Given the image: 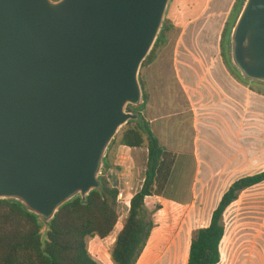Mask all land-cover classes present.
<instances>
[{
  "label": "water",
  "instance_id": "water-1",
  "mask_svg": "<svg viewBox=\"0 0 264 264\" xmlns=\"http://www.w3.org/2000/svg\"><path fill=\"white\" fill-rule=\"evenodd\" d=\"M171 0H0V199L54 219L101 187L112 141L139 115L140 77ZM239 74L264 83V0L229 38Z\"/></svg>",
  "mask_w": 264,
  "mask_h": 264
},
{
  "label": "crops",
  "instance_id": "crops-1",
  "mask_svg": "<svg viewBox=\"0 0 264 264\" xmlns=\"http://www.w3.org/2000/svg\"><path fill=\"white\" fill-rule=\"evenodd\" d=\"M235 3L236 0H207L203 10L189 23L194 25L202 18H209L223 20L225 25ZM182 37L184 40H179L173 58L176 88L168 93L161 89L162 84L155 85L141 111L145 122L169 150L166 167L158 177L152 196L164 197L176 163L190 164L191 154L197 163L196 177L205 182L202 190L208 187V181L218 177L217 187L224 188L215 194L222 197L235 180L258 172V154L264 155V92L251 89L223 58L222 52H209L203 45L189 44L188 34ZM174 148H182V152L175 156L170 152ZM118 151L124 155L118 163L122 171H114V176L108 179L125 194L133 196L145 180L140 170L146 173L148 149L120 145ZM182 231L179 241L174 242L172 254L153 256L161 240L159 231L154 229V239L148 242L137 264H163L164 261L165 264H187L192 233ZM248 264H252L249 259Z\"/></svg>",
  "mask_w": 264,
  "mask_h": 264
},
{
  "label": "trees",
  "instance_id": "trees-1",
  "mask_svg": "<svg viewBox=\"0 0 264 264\" xmlns=\"http://www.w3.org/2000/svg\"><path fill=\"white\" fill-rule=\"evenodd\" d=\"M243 1H236L233 20L229 29L223 32L222 56L230 63L229 38ZM166 30L167 23L143 66L155 59L157 47L166 38ZM144 97L142 106H128V110L134 111L139 118L128 122L119 141L120 145L131 148L146 147L148 161L143 186L133 195L129 213L113 243L111 258L114 264H137L152 236L155 221L152 211L147 207V199L153 195L158 177L166 167L169 152L141 114L148 99L146 92ZM116 142L117 137L109 149ZM109 168L107 154L104 172L100 176L101 187L86 198L77 196L63 203L49 223L44 217L30 212L20 201L0 199V264H98L90 252L89 239L109 237L120 220L117 201L119 189L112 186L105 175ZM263 181L264 170L243 176L230 185L213 210L209 225L193 231L187 264L220 263L221 243L226 233V210L244 190Z\"/></svg>",
  "mask_w": 264,
  "mask_h": 264
},
{
  "label": "rangeland",
  "instance_id": "rangeland-1",
  "mask_svg": "<svg viewBox=\"0 0 264 264\" xmlns=\"http://www.w3.org/2000/svg\"><path fill=\"white\" fill-rule=\"evenodd\" d=\"M206 2L207 0H171L165 19V23H167L166 38L157 47L155 59L141 68L140 77L144 82L143 87L148 96L151 94L152 88L154 89L158 84H162L161 89L168 93L176 88L173 67L174 51L179 40H184L182 37L184 34L190 35L188 43L193 46L203 45L209 52H222L223 32L229 29L234 11L232 10L230 13L225 25L223 20L216 21L209 18H202L194 25H190L189 20L203 10ZM225 10L226 7L223 11L225 12ZM241 78L251 89L264 92V83L247 81L242 76ZM158 79L161 80L158 81ZM123 128L116 136V144L107 152L110 164V168L105 171L107 178L108 176L113 177L115 172L122 171L123 168L118 164L121 162V157L124 156L118 151ZM170 152L177 156L182 152V148H174ZM188 157L192 159L190 164L184 165L180 161L176 163L169 183L163 192L165 199L156 196L147 199V207L152 211L155 221L154 229L159 231L158 235L161 237L160 244L152 252L153 256L162 253L172 254L176 246L175 240L179 241L180 236L184 233L182 230L193 233L200 226L208 225L213 209L221 198L215 194L221 193L224 188V186L217 187L220 178L215 177L208 181V187L202 190L205 182L196 177L195 157L191 154ZM257 160L256 169L261 172L264 170V155L259 153ZM140 173L141 176L145 174L143 170H140ZM112 186L114 185L112 184ZM158 206L161 208L158 209ZM118 212L120 220L114 233L112 232L113 234L105 239L99 237L89 239L90 252L98 264H114L111 250L115 237L128 213L121 206H118ZM224 222L226 233L221 243L222 259L219 264H248V259L252 261V264H264V181L241 193L239 199L226 210ZM153 239L152 235L149 243ZM244 257L246 259L242 260ZM165 263L166 261L163 262V264Z\"/></svg>",
  "mask_w": 264,
  "mask_h": 264
},
{
  "label": "built area",
  "instance_id": "built-area-1",
  "mask_svg": "<svg viewBox=\"0 0 264 264\" xmlns=\"http://www.w3.org/2000/svg\"><path fill=\"white\" fill-rule=\"evenodd\" d=\"M132 197L133 196L131 195L125 194V192L122 189H119L118 197H117L118 206L123 207V209H125L129 213Z\"/></svg>",
  "mask_w": 264,
  "mask_h": 264
}]
</instances>
